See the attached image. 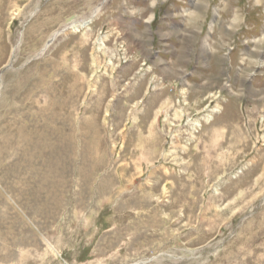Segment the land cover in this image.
Wrapping results in <instances>:
<instances>
[{
  "label": "rangeland",
  "instance_id": "1",
  "mask_svg": "<svg viewBox=\"0 0 264 264\" xmlns=\"http://www.w3.org/2000/svg\"><path fill=\"white\" fill-rule=\"evenodd\" d=\"M0 264H264V0H0Z\"/></svg>",
  "mask_w": 264,
  "mask_h": 264
}]
</instances>
